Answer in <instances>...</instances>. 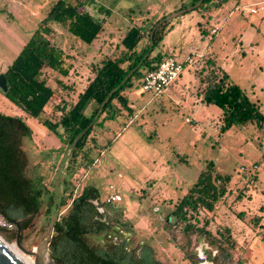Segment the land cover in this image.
Returning <instances> with one entry per match:
<instances>
[{"label":"rangeland","instance_id":"374dc122","mask_svg":"<svg viewBox=\"0 0 264 264\" xmlns=\"http://www.w3.org/2000/svg\"><path fill=\"white\" fill-rule=\"evenodd\" d=\"M55 1L0 0V74H4L39 28ZM83 1H87L84 9L103 22L102 31L92 44L80 42L61 24H43L51 32L52 45L68 57L65 66L72 58L82 73L60 78L62 86L56 73L44 72L48 85L63 97L68 95L67 89L75 77L81 78L75 80L80 89L84 77L91 76V67L100 66L104 59L118 53L116 47L130 26L145 25V36L137 47L139 52L148 44L147 30L157 20L191 7L192 0ZM199 7L165 21L162 40L148 57L153 59L159 54L162 59L172 56L177 61L190 57L193 64L197 59L203 60L200 63L203 66L213 59L215 68L224 71L232 84L242 88L264 117V0H229L219 7L213 3ZM213 29H217L215 34H211ZM191 66L156 96L143 92L138 81L133 80L132 87L123 92L133 107L132 116L124 113L116 120H102L104 115L100 116L97 121L102 120L101 126L94 129L69 164L68 156L64 168L66 164L69 167L62 170L60 190H65L64 195L72 192L76 196L83 187L93 186L102 204L111 193L118 194L120 202L103 207L102 221L110 224V231L116 227L122 238H130L131 249L138 250L141 245L151 247L155 259L163 264H191L184 253L194 255L196 264H212V258L220 251L229 252L228 264H264L261 241L264 238V125L240 122L220 134L222 111L201 102L199 96L204 84L199 79L205 76L201 73L195 79L197 70ZM3 94L0 89V113L20 118L31 132L23 141L27 175L36 179L42 192L40 211L33 226L22 233L21 245L30 251L36 247L53 213L58 169L69 145L60 128L59 135L41 124L44 119L56 121L52 104L46 107L40 120H35ZM58 101L55 98L52 103ZM90 113L91 108L84 112ZM122 123L126 126L122 127ZM83 153H87L88 163ZM208 162L214 163L217 173L229 177L227 193L212 212L200 210L188 220L178 222L171 213ZM68 207L59 209L58 218ZM254 218L259 219L257 224ZM205 221L209 235L184 231L186 225L199 229ZM9 231L8 234L0 231V237L17 249L15 238H7L14 229ZM228 238L235 243L234 249L230 250ZM99 239L102 243L104 238L88 237L94 245ZM199 248L208 253L204 259L194 254ZM20 253L33 261V257Z\"/></svg>","mask_w":264,"mask_h":264},{"label":"trees","instance_id":"16d2710c","mask_svg":"<svg viewBox=\"0 0 264 264\" xmlns=\"http://www.w3.org/2000/svg\"><path fill=\"white\" fill-rule=\"evenodd\" d=\"M198 1L192 0L190 6L195 5ZM228 1L203 0L199 9L210 3L216 7L223 6ZM86 2L83 0H56L47 17L40 23L39 28L31 35L3 74L7 86V90L3 94L4 97L28 117L40 120V116L44 114V108L52 104V111L57 117L56 121L44 119L41 124L53 133H57V129L60 128L66 136L68 145L91 124L108 93L121 83L145 54L158 47L164 28V24H162L155 30L151 41L152 48L148 51L150 31L160 21L157 20L147 30L148 44L138 52L137 47L145 36V25L130 26L120 40L119 46L116 47L119 50L118 53L104 59L100 66L91 67L93 77L86 80L85 86L77 94L76 85L71 83L67 89L68 95L63 97L61 93H57L48 85L43 76L46 70L52 71L58 76V84L63 86L62 80L69 77L70 70L64 64L67 56L61 49L52 45L51 32L43 24L47 22L61 24L66 27L70 35L80 42L86 45L92 44L102 31L103 22L95 19L84 9L87 7L85 6ZM145 22L149 23L148 20ZM161 60L159 54L153 59L147 57L139 70L135 71L109 97L102 107L98 119L101 115H104L102 120H116L124 113L129 117L132 116L133 109L123 94L124 90L132 87L133 80H137L140 85L143 74L154 70ZM202 61L197 59L194 63L196 65L193 64L191 68L196 69ZM215 66L214 60L208 59L204 66L202 63L199 70L196 69L193 77L198 79L197 77L201 73L202 76H205L199 79L204 84L199 96L201 102L205 105L216 106L222 111L219 133L224 134L232 126L247 121L262 127L264 117L256 104L249 100L242 88L232 84L224 71L217 70ZM204 69H207V72H202ZM60 77L62 80L58 79ZM55 98H58L59 101L54 104L52 101ZM90 108L91 113L85 115V110ZM97 120L76 143L68 164L74 161L81 152L94 129L101 126L102 120ZM121 126L125 127L126 125L122 123ZM30 136L29 128L20 118L0 113V215L14 225V233H11L7 238H16L18 230H20V243L23 240L22 233L32 228L34 218L38 215L41 207L42 192L37 186L36 179L27 175L28 163L23 150V141ZM83 158L87 163L89 162L87 153H83ZM68 164L64 170H68ZM228 182L229 177L217 173L214 163L208 162L197 181L178 202L171 216L175 217L178 222H183L200 210L212 212L214 206L226 195ZM63 184L66 188V184ZM64 193L65 190L61 195L60 208L69 207L66 213L55 222L49 245L50 256L56 264H161L152 257L153 251L148 245H141L139 247L140 254L138 256L131 255L130 259L125 249L112 243L103 247L100 245L102 243L99 239L97 245L90 244L89 236L95 235L100 238L108 231V227L101 222V215L92 203L94 200H99L96 188L85 186L76 196H73L72 192L68 195H64ZM253 222L257 224L259 219L254 218ZM205 226H207L206 221L199 229L186 225L184 231L209 235L210 233L205 231ZM0 231L7 234L10 232L5 228H0ZM261 241L264 245V238ZM226 242L229 244L230 250L234 249V242L229 238L226 239ZM193 256L186 255V259L191 264H196ZM230 260L228 251H220L216 257L212 258L211 262L212 264H228Z\"/></svg>","mask_w":264,"mask_h":264},{"label":"water","instance_id":"95a60500","mask_svg":"<svg viewBox=\"0 0 264 264\" xmlns=\"http://www.w3.org/2000/svg\"><path fill=\"white\" fill-rule=\"evenodd\" d=\"M202 2H203V0H199L195 5H193L191 7H187L185 9L180 10V11L174 12V13L166 16L162 20H160L151 30V33L149 36L150 43H149L148 51H150L152 48V42L151 41H152L153 33L155 32V30L160 25H162L165 21L177 18L178 16H180V15H182L188 11L196 9L197 7H199L202 4ZM148 54L149 53L145 54L144 57L141 59V61L136 65V67L134 69H132L126 75V77L121 81V83L108 93V95L105 98V100L103 101V103L100 104L96 115L92 119L91 124L88 125L82 132H80L73 139L72 143L69 145V149H68L67 153L65 154V156H64V158L60 164V167L58 169L57 184H56V189H55V193H54L53 213L50 217L48 225L45 227L43 233L40 235L39 241L33 250L28 251V250L24 249V247L21 245L20 240H19L20 230H18L17 236L15 238V246L23 254L30 256V257H33V264H56V262L50 256L49 245H50V241H51V238L53 235V229H54L55 222L58 219V213H59V209H60V199H61V195H62V191L60 190L61 189V173H62L64 165L68 159V156H70V154L73 152L76 143L80 140V138L83 136V134L92 126V124H94L96 122V120L98 119V117L101 113L102 107L108 101L109 97L112 96V94L119 88V86L124 84L135 71L139 70L142 62L148 57ZM0 89L3 92H6V90H7L6 79H5L4 75H2V74H0ZM93 204L96 205L97 203L93 202ZM102 211H103L102 208H98L99 213H102ZM198 257H199V259L205 258L204 256H201L200 254L198 255ZM0 264H27V263L23 259H21L16 253H14L0 239ZM203 264H207V263H203Z\"/></svg>","mask_w":264,"mask_h":264},{"label":"built area","instance_id":"2783aa9c","mask_svg":"<svg viewBox=\"0 0 264 264\" xmlns=\"http://www.w3.org/2000/svg\"><path fill=\"white\" fill-rule=\"evenodd\" d=\"M251 12H255L251 10ZM217 29L211 30V34H215ZM193 59L188 57L184 61H177L172 56H167L157 64L152 71L145 72L140 81V88L145 93L153 95L160 94L167 86L175 82L186 67L193 64ZM188 122L189 120L186 119ZM110 190L113 188L110 186ZM121 201V198L116 193H111L105 200V204L111 205ZM0 227L8 230H13V223L5 220L0 215Z\"/></svg>","mask_w":264,"mask_h":264},{"label":"flooded vegetation","instance_id":"af4514ba","mask_svg":"<svg viewBox=\"0 0 264 264\" xmlns=\"http://www.w3.org/2000/svg\"><path fill=\"white\" fill-rule=\"evenodd\" d=\"M3 75V74H2ZM93 202H96L97 204L96 205H94L95 207H96V209H97V211H98V208H102L103 209V207L104 206H107V207H110V205H107V204H102L99 200H94V201H92V203ZM100 204H102V205H100ZM103 212L104 211H102V213H99L100 215H101V217L103 216ZM169 221V220H168ZM101 222H103L107 227H108V231L107 232H105L104 234H103V240H102V244L103 245H107V244H109V243H112L113 245H116V246H119V247H122L123 249H125V251H126V253H127V255H128V257H130V259H131V255H135V256H138L139 254H140V251H139V249L138 250H133V249H131L130 247H129V243H130V241H131V239L130 238H122L120 235H119V231H118V228H114V229H112L111 231L109 230V226H110V224L107 222V221H102V218H101ZM195 255H201V256H204L205 257V255H206V257L208 256L207 254V251H201V249L199 248V249H197L196 250V253H194ZM184 258L186 259V255H185V253H184ZM152 257L155 259V257L153 256V254H152ZM156 260V259H155ZM158 261V260H157ZM160 262V261H159ZM161 263V262H160ZM161 264H163V263H161Z\"/></svg>","mask_w":264,"mask_h":264},{"label":"crops","instance_id":"0c3cea01","mask_svg":"<svg viewBox=\"0 0 264 264\" xmlns=\"http://www.w3.org/2000/svg\"><path fill=\"white\" fill-rule=\"evenodd\" d=\"M202 24V23H201ZM68 58V57H67ZM69 60V59H68ZM75 60H73L72 58H71V61H70V64L67 66L68 68H70V70H69V76L71 77V78H73L72 76L74 75V74H80V72L77 70V62L75 63L74 62ZM72 73V74H71ZM82 74V73H81ZM80 74V75H81ZM81 77V76H80ZM84 77V76H83ZM93 77V73L91 74V76H89V77H84V79H85V81L83 82L84 84H82V85H80L81 87H80V89L76 86V88H78L79 90H77L76 89V94L85 86V84H86V80L87 79H89V78H92ZM61 78V77H60ZM60 78H58V79H60ZM76 79H79L78 81H81V78H79V76L78 77H75V79H73V82L72 83H74L75 85L77 84V82L78 81H75ZM124 96H126L125 94H124ZM127 97V96H126ZM75 98V97H74ZM127 99H128V97H127ZM129 101V100H128ZM130 106V105H129ZM131 107V106H130ZM132 109H133V107H131ZM45 109H46V107L44 108V111H45ZM131 122V121H130ZM129 122V123H130ZM128 123V124H129Z\"/></svg>","mask_w":264,"mask_h":264},{"label":"bare ground","instance_id":"6f19581e","mask_svg":"<svg viewBox=\"0 0 264 264\" xmlns=\"http://www.w3.org/2000/svg\"><path fill=\"white\" fill-rule=\"evenodd\" d=\"M0 239L14 252V253H16L21 259H23L27 264H33V261L32 260H30V259H28V258H26V257H24V256H22V254L19 252V251H17V249H15V247L13 246V245H11V244H8L7 242H5L1 237H0Z\"/></svg>","mask_w":264,"mask_h":264}]
</instances>
